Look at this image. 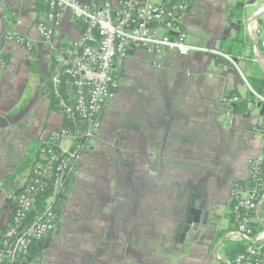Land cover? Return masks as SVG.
Returning <instances> with one entry per match:
<instances>
[{
	"label": "crops",
	"instance_id": "1",
	"mask_svg": "<svg viewBox=\"0 0 264 264\" xmlns=\"http://www.w3.org/2000/svg\"><path fill=\"white\" fill-rule=\"evenodd\" d=\"M46 14L44 0H0V180L63 122L47 94L53 58L37 28ZM259 14L261 23L264 0H191L181 22L189 43L236 55L250 83L264 78L245 30ZM82 27L66 12L55 42L76 43ZM9 34L28 37L32 48ZM231 93L246 103L252 97L239 70L223 69L210 55L132 50L101 127L82 152L59 229L29 264L226 260L233 186L250 177V159L264 152V104L238 112L222 101ZM31 171L0 190V233L12 213L8 193L22 188ZM257 213L264 216L260 207Z\"/></svg>",
	"mask_w": 264,
	"mask_h": 264
},
{
	"label": "built area",
	"instance_id": "2",
	"mask_svg": "<svg viewBox=\"0 0 264 264\" xmlns=\"http://www.w3.org/2000/svg\"><path fill=\"white\" fill-rule=\"evenodd\" d=\"M44 1L46 18L37 24V28L52 54L54 66L50 80L61 98L63 116L76 127L60 126L52 131L42 149L46 163H38L32 168L22 188L9 191L12 213L0 233V264H29L27 256L33 246L57 229L58 217L52 201L40 208L35 198L50 187L48 177H53L54 192L64 190L68 174L82 155L79 142L91 139L101 127V114L115 98L132 50L148 49L159 57L165 50L184 56L192 53L210 55L222 62L223 69L234 67L239 70L252 96L247 102L249 108L256 103L264 104V93L258 92L247 81L233 55L186 40L181 18L191 8V0H174L170 6L167 5L170 0L161 4L139 0ZM66 12L82 24V32L76 43L59 45L54 37ZM245 30L258 41L264 55L261 23L258 20L247 22ZM7 38L32 48L26 36L9 34ZM254 53L255 60L260 62L258 50ZM222 101L233 107L241 98L226 94ZM65 141H70V148L63 147ZM263 163L264 153L249 161L250 177L258 182L256 188L238 187L235 183L232 189V198L238 200L244 212L237 227L227 234V239L247 243L246 252L239 254L234 264H264V216L257 214L254 218L249 214L255 209L258 211L264 202V191L260 190L264 189V179H260L264 178ZM254 219L263 225L262 229L255 230L251 226Z\"/></svg>",
	"mask_w": 264,
	"mask_h": 264
},
{
	"label": "trees",
	"instance_id": "3",
	"mask_svg": "<svg viewBox=\"0 0 264 264\" xmlns=\"http://www.w3.org/2000/svg\"><path fill=\"white\" fill-rule=\"evenodd\" d=\"M173 2H174V0H170V1H168L167 5L170 6ZM261 25L264 28V21L261 22ZM236 41L242 42L243 41L242 37H238L236 39ZM233 56L235 58H237L236 55H233ZM53 66H54V63H53ZM121 76H123V72H122ZM250 83L253 86V88L256 89L258 92L264 93V78L263 79L252 78V79H250ZM61 92H63V91L61 90ZM47 94H48V97L50 99V107L51 108H58L61 111H63V107L61 105V98L59 95H57L55 87H54L53 83L51 82V80L49 81V84H48ZM231 95H234V93H231ZM247 109H249V107H248L247 103L243 102V101L237 102L234 106V110H236L238 112H245ZM104 111L101 114V118L103 117ZM61 126L65 127V128H71V129L76 127L75 124L68 121L65 116L63 117V122H62ZM89 140L88 139L85 141L80 140L79 143L82 145L81 154L84 151V149L86 148ZM44 147H46L45 141L33 142L31 148L29 149L27 157L21 163V165L19 166L17 171L13 175H11L10 177L3 179V180H0V190L4 187L8 186L9 184H11L13 182V180L15 179L16 175L19 174L20 172H22V171H24L30 167L33 168L38 163L44 165L46 163V158L42 152V149ZM78 162L79 161H76L74 163V170L68 174L66 181H65V184H64V190H61L59 192H54V189L51 185L53 182V177H48L47 181L50 183V187H48L46 189V191L40 192L35 198V201H36L35 203L40 208L45 207L48 202L52 201V204H53L54 210L56 211L58 220H57V229L55 230V232L52 233L50 235V237H48V238H46L40 242H37L33 246V249L31 250V252L27 256L29 263H32L33 261H36L41 257L42 250H43L42 244L45 241H48L59 229L61 213L63 210V206L65 204V201L67 199L68 192L72 186V183L74 180V174L76 172ZM261 171H262V176H263V174H264V163L261 167ZM260 179L262 180L264 178L260 177ZM257 184H258V182L251 177H249L246 180H239L236 182V185L238 187H244V188H246V187L256 188ZM260 190H261V192L264 191V189H260ZM260 208L262 209V211L264 213V202L261 204ZM243 212H244V209L239 205L238 200L235 198H232V200L229 203V211L227 213V218L230 220V222L232 224V230L237 227L239 217L241 216V214ZM249 214H250V216L256 218L258 213H257V210L255 209L253 211H250ZM251 226L255 230L262 229V227H263L262 224L257 219H254ZM223 235H224V233H219L217 238L220 239ZM246 249H247V243H245L244 241H231V240L226 239L224 241L223 255H224V258L227 260V262L234 264L235 258L239 254L246 252ZM216 264H227V263L218 261Z\"/></svg>",
	"mask_w": 264,
	"mask_h": 264
},
{
	"label": "water",
	"instance_id": "4",
	"mask_svg": "<svg viewBox=\"0 0 264 264\" xmlns=\"http://www.w3.org/2000/svg\"><path fill=\"white\" fill-rule=\"evenodd\" d=\"M259 17H260V14L259 15H255L254 17H252L251 19H249V21L248 22H250V21H252V20H257V19H259ZM247 36L250 38V39H252L253 41H254V43H255V45H256V47L258 48V50H259V52H260V56H261V59H260V63H261V65L263 66V70H264V56H263V53H262V50L260 49V47H259V44L257 43V41H255V39H253L248 33H247ZM263 203V202H262ZM261 203V204H262ZM261 204L259 205V207H261ZM220 262H224V263H227V264H232V263H229V262H227L226 260H224V259H218Z\"/></svg>",
	"mask_w": 264,
	"mask_h": 264
},
{
	"label": "rangeland",
	"instance_id": "5",
	"mask_svg": "<svg viewBox=\"0 0 264 264\" xmlns=\"http://www.w3.org/2000/svg\"><path fill=\"white\" fill-rule=\"evenodd\" d=\"M63 147H64L65 149L70 148V141H65V142L63 143Z\"/></svg>",
	"mask_w": 264,
	"mask_h": 264
}]
</instances>
